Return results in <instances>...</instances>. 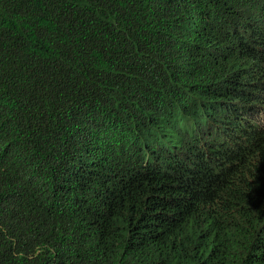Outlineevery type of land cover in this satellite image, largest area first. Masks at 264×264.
Wrapping results in <instances>:
<instances>
[{
	"label": "trees",
	"instance_id": "16d2710c",
	"mask_svg": "<svg viewBox=\"0 0 264 264\" xmlns=\"http://www.w3.org/2000/svg\"><path fill=\"white\" fill-rule=\"evenodd\" d=\"M0 264H264V0H0Z\"/></svg>",
	"mask_w": 264,
	"mask_h": 264
}]
</instances>
